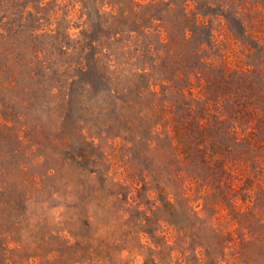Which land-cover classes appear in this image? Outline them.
<instances>
[{
    "label": "rangeland",
    "instance_id": "obj_1",
    "mask_svg": "<svg viewBox=\"0 0 264 264\" xmlns=\"http://www.w3.org/2000/svg\"><path fill=\"white\" fill-rule=\"evenodd\" d=\"M0 264H264V0H0Z\"/></svg>",
    "mask_w": 264,
    "mask_h": 264
}]
</instances>
